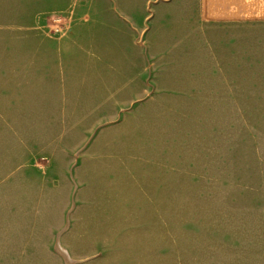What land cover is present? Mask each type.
<instances>
[{"label":"rangeland","instance_id":"rangeland-1","mask_svg":"<svg viewBox=\"0 0 264 264\" xmlns=\"http://www.w3.org/2000/svg\"><path fill=\"white\" fill-rule=\"evenodd\" d=\"M196 4L0 0V264H264V21Z\"/></svg>","mask_w":264,"mask_h":264},{"label":"crops","instance_id":"crops-1","mask_svg":"<svg viewBox=\"0 0 264 264\" xmlns=\"http://www.w3.org/2000/svg\"><path fill=\"white\" fill-rule=\"evenodd\" d=\"M195 17L230 21L233 25L264 21V0H195ZM20 60V59H19ZM18 62V61H17ZM17 64V63H14ZM22 71L21 60L17 64Z\"/></svg>","mask_w":264,"mask_h":264},{"label":"bare ground","instance_id":"bare-ground-1","mask_svg":"<svg viewBox=\"0 0 264 264\" xmlns=\"http://www.w3.org/2000/svg\"><path fill=\"white\" fill-rule=\"evenodd\" d=\"M58 245H59V244H58ZM58 250H59V252H60L63 256H66V257H67V263L70 264L69 262H70L72 259L70 260V259L68 258L69 256H67L66 251H65L61 246L58 247ZM66 257H65V258H66Z\"/></svg>","mask_w":264,"mask_h":264}]
</instances>
